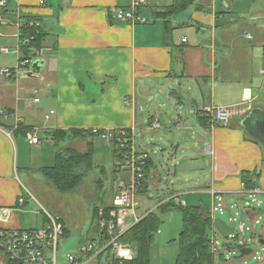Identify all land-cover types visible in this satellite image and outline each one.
<instances>
[{
  "label": "crops",
  "instance_id": "1",
  "mask_svg": "<svg viewBox=\"0 0 264 264\" xmlns=\"http://www.w3.org/2000/svg\"><path fill=\"white\" fill-rule=\"evenodd\" d=\"M7 1V7L0 8V47L13 51L0 54V229L39 230L46 224V213L43 219L38 213L43 208L41 200L48 197L40 169L53 167L61 151L47 138V133L55 131H127L134 151L149 154L146 183L139 195L146 198L145 213L138 216L136 211L122 219L119 230L123 235L146 215H158L166 205L161 203L173 196H180L185 207L205 211L220 198L230 206L246 196L264 198V145L243 126L252 112L264 114V70L262 61L256 66L254 60L258 47L263 56L264 35L253 36L264 33V9L258 8L264 0H252V5L241 0L248 2L241 10L236 8L240 0H196L171 18L173 30L167 41L163 22L155 14L176 0H150L140 10L147 24L115 18L117 9L128 5L125 0ZM247 7L250 12L245 14ZM234 15L251 17L242 24L247 30L233 31L238 26L231 27L237 24ZM27 18L45 35L44 46L32 52L34 60L18 80L6 79L1 69L17 64L14 48L22 43L18 35ZM34 98L40 102L34 103ZM152 101L161 118L149 110L147 104ZM206 106L231 109L234 115L227 126H213L210 118L202 123L201 111ZM155 119L159 129L152 128ZM17 121L23 130L9 135ZM30 133L38 135L39 145L29 144ZM90 141L66 139L62 150L72 147L84 153ZM93 162L101 172L107 173L113 164L119 172L118 154L103 140L96 143ZM35 175L42 179L35 180ZM244 178L252 180L251 189L245 187ZM83 188L76 196L90 198V190ZM255 188L261 193L248 194ZM117 194L118 184L112 185L108 195L97 197L100 206L91 205L92 217L96 208L113 207ZM22 197L26 202L19 205ZM61 201L53 206L67 230L64 237L83 233L82 210L67 212L65 205L74 200ZM244 212L249 221H255L262 211L246 208ZM212 219L217 236L231 239L214 224L216 215ZM162 228L160 240L175 241L183 224L176 223L173 234L168 225ZM225 229L230 228L226 225ZM92 242L99 243L93 238ZM159 246L152 247L151 264H163ZM90 264L107 262L101 256Z\"/></svg>",
  "mask_w": 264,
  "mask_h": 264
},
{
  "label": "built area",
  "instance_id": "2",
  "mask_svg": "<svg viewBox=\"0 0 264 264\" xmlns=\"http://www.w3.org/2000/svg\"><path fill=\"white\" fill-rule=\"evenodd\" d=\"M128 1L126 7H119L115 13V18L119 21L131 24H147L140 10L146 7L150 0H125ZM7 0H0V8L7 7ZM2 18L0 15V23ZM36 28L37 26L34 25ZM21 29V25H19ZM1 36V34H0ZM248 39L251 36L246 35ZM19 40L21 39L18 35ZM186 42V39L184 40ZM26 40L25 44H28ZM21 45L14 48L17 55V64L14 67H5L1 69L2 76L6 79L18 80L23 72V69L33 62V58L22 59ZM9 47H0V54L9 55L12 53ZM36 93V92H34ZM34 103H39V98H34ZM51 115L54 114L52 111ZM5 115V113H3ZM201 115L204 118H210L213 126H227L234 115L231 109H224L220 107L206 106L202 109ZM50 115L46 118L49 119ZM20 122L13 127V132L19 130ZM152 128L159 129L160 123L155 119L152 123ZM115 131H107L102 137V140L108 144H112L116 140V149L119 159V172H130L131 181L126 182L120 180L118 183V194L114 199L113 207L109 213L104 228L102 230L101 242H92V240L81 246L78 250V255H68L69 264H90L93 260L101 256L106 258L107 264H112L114 260H131L134 257L133 248L130 244L122 241L123 233L119 230L122 219L128 218L135 214L140 203L137 201L144 188L146 180V168L149 161V154L138 153L134 151L130 135L126 131L117 132L115 139ZM28 142L30 145H39L41 143L38 135L30 133L28 135ZM261 193L259 189H253L248 192L250 195ZM24 197L18 201L19 205L25 204ZM168 202H173L176 205L185 206V202L180 196H173L161 203V205ZM227 202L224 198L219 199L218 204H214L209 213L211 217H215L218 212L224 213ZM46 213L47 221L42 229L39 230H15L6 231L0 229V250L10 261L15 264H57L58 251L60 247L61 238L64 237V225L59 218H56L49 213ZM6 211L2 212L5 215ZM235 221V220H234ZM212 250L216 258L220 255L217 250L218 239L217 234L212 229L211 233ZM51 255V256H50ZM264 261V258L261 260Z\"/></svg>",
  "mask_w": 264,
  "mask_h": 264
},
{
  "label": "trees",
  "instance_id": "3",
  "mask_svg": "<svg viewBox=\"0 0 264 264\" xmlns=\"http://www.w3.org/2000/svg\"><path fill=\"white\" fill-rule=\"evenodd\" d=\"M196 0H176L175 3L162 11L155 14L156 20L163 22L165 38L170 35L173 30L171 18L181 12L186 11ZM34 20L27 18L23 21L21 29V56L22 59L34 58L33 51H40L45 42V35L39 31L31 23ZM29 40L28 44H25ZM262 67L264 70V47L262 56ZM202 123H206L204 117H200ZM23 130V129H19ZM28 131H25L26 134ZM115 131V139L118 137ZM127 132V131H126ZM104 131H55L47 133L56 144L66 139L84 140L92 138L88 143L86 152H79L75 148L67 147L56 155L53 167L40 169L44 178L59 192L70 193L75 191L84 181V177L88 171L94 169L93 156L96 143L102 140ZM94 139V140H93ZM116 140L113 141V151L117 152ZM116 149V150H115ZM84 169L86 172L79 173L78 170ZM107 175L105 170H102ZM244 185L247 189H251V179L244 178ZM99 190L103 188L104 181H97ZM112 207L96 208L92 217L91 233L100 234V230L104 228ZM163 213L179 212L182 214L183 228L178 238L179 254L175 264H215L216 256L212 250L211 233L213 229V219L209 210L205 211L201 207H185L168 202L162 207ZM61 221V220H60ZM62 222V221H61ZM63 224V223H62ZM64 225V224H63ZM162 226L161 219L158 215L151 213L143 217L135 224L125 235L122 236L124 243L130 244L133 248L134 257L131 260H114L112 264H151L152 247L154 246L155 236L159 233ZM64 236L67 230L64 226ZM0 254L3 252L0 250ZM222 256V255H220ZM8 264H15L8 259Z\"/></svg>",
  "mask_w": 264,
  "mask_h": 264
},
{
  "label": "rangeland",
  "instance_id": "4",
  "mask_svg": "<svg viewBox=\"0 0 264 264\" xmlns=\"http://www.w3.org/2000/svg\"><path fill=\"white\" fill-rule=\"evenodd\" d=\"M250 1L251 5L253 4L252 0ZM248 2H241V0L237 3L236 8L241 10V7L244 6ZM258 8L264 9V3L259 2ZM196 9V6L195 8ZM250 11L247 8H245V14H248ZM233 19L236 21L237 24L231 25V27H234L235 25H238L237 27H234L233 31L236 33H240L243 30H247L248 28L243 27L242 24L246 22H250L251 17L245 16L244 18H239L238 16L234 15ZM264 22V21H263ZM221 26L220 24L218 25ZM232 32V31H231ZM253 34L251 33V36ZM264 33L259 32L258 34H254L255 37H261ZM253 38V37H252ZM254 42V41H253ZM255 65L258 66L259 63L262 61V51L261 48L258 47L255 50ZM158 103L164 104V102L157 100ZM264 103V98L261 101ZM166 103V102H165ZM170 106L171 104L166 103V105ZM149 106V110L152 112H156L158 116L161 118V112L160 109H157V103L155 101H152L151 103L147 104ZM157 109V110H156ZM164 116L165 114L162 113ZM166 117V116H165ZM172 130L175 129L174 124L169 126ZM163 131L166 129H162ZM160 130V131H162ZM41 136L44 137V134L41 133ZM142 139V137H137V141L139 142ZM64 144L63 142H60L57 147L58 150L63 148ZM106 151V150H105ZM109 169L107 170V175H104L100 169H93L91 171H88L84 177L86 182L84 184H81L77 190L74 193H61L58 190H56L47 180L44 181V189L43 191L48 195L46 201L41 200L42 203V211L38 210L37 207H35V210H38V213L43 219L45 217L44 210L53 215L54 217L58 218V210L53 206L55 203L60 204L62 199H69L74 200V203H68L65 205V211L70 212L73 209L79 207V209L82 210V220H88L87 222L84 220L82 222H85L83 227L84 231L83 233H79L77 236H71L63 237L61 238L60 247L58 251V260L57 264L66 263L68 262V255H78V250L81 246L89 243L92 238L96 239V241L101 242L99 239V235L97 233H91V220H92V207L94 203L100 206L99 202L96 200L97 197H104L105 194L108 195L110 193L112 185H116L119 183V180H124L126 182L131 181V173L130 172H121L119 173L116 171V167H114V164L112 166H108ZM81 170H78L79 173H81ZM42 179L40 176L35 175V180L40 181ZM99 179H102L105 184V189L102 188L99 190L97 181ZM167 183H170L166 181ZM85 185V186H83ZM83 187H86L87 191H89V194H91V197L86 199L82 194L80 196H76L78 193H81L84 189ZM155 192V190H153ZM151 192V193H153ZM103 193V194H102ZM92 194L95 198L92 197ZM146 198H143L142 196H137V201L140 203V208L137 209L138 216H142L145 213L146 205L145 200ZM257 200H259L261 203H259ZM81 202V203H80ZM86 202V203H85ZM90 202V205L87 203ZM257 202V203H256ZM219 202L217 201V204ZM259 209L262 212L260 213L259 217L260 219H257L255 221H249L247 219V216L244 212V209ZM89 210V213H88ZM44 212V213H43ZM159 213L158 216L161 219L162 226L160 229L163 231V226L168 225V232L170 231L171 234H173V227L176 223L180 222L182 223V214L179 212H157ZM217 219H221L224 221V223L227 225L228 228L233 229L234 233L232 234L231 239L222 238V236L219 234L217 236L218 239V247L217 250L220 252V255L215 260V264H264V261H261L264 258V244H261L260 241L264 240V198H249L246 196L244 199H241L240 201H232L231 206L227 204L225 207L224 213L218 212L216 214ZM235 220V221H234ZM164 222V223H163ZM79 226V225H78ZM81 228V227H79ZM76 228V232H80V229ZM181 230V229H180ZM73 231L72 228H70V233ZM238 236V237H237ZM178 238L179 234L175 237V241L173 238H169L167 240H160L161 236L159 233L155 236V242L154 245H160V256L162 258L163 264H174V261L177 257V248L178 246ZM171 240V241H170ZM164 241H168L167 243H164ZM163 242V243H162ZM246 243L249 248L253 250L252 255L247 256L245 258H240V252L236 249L237 245ZM105 258V257H103ZM103 260V259H102ZM0 264H8L7 259L4 254H0Z\"/></svg>",
  "mask_w": 264,
  "mask_h": 264
},
{
  "label": "water",
  "instance_id": "5",
  "mask_svg": "<svg viewBox=\"0 0 264 264\" xmlns=\"http://www.w3.org/2000/svg\"><path fill=\"white\" fill-rule=\"evenodd\" d=\"M243 126L249 135L264 145V114L256 111L252 112L251 115L244 120ZM214 224L221 230L225 237H231L234 233L233 229H227L226 231V225L222 224L221 219H217ZM236 249L240 252V258H245L253 253V250L249 248L246 243L237 245Z\"/></svg>",
  "mask_w": 264,
  "mask_h": 264
}]
</instances>
